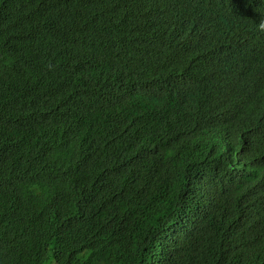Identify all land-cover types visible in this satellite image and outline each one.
<instances>
[{
	"label": "trees",
	"instance_id": "16d2710c",
	"mask_svg": "<svg viewBox=\"0 0 264 264\" xmlns=\"http://www.w3.org/2000/svg\"><path fill=\"white\" fill-rule=\"evenodd\" d=\"M0 264H264V0H0Z\"/></svg>",
	"mask_w": 264,
	"mask_h": 264
},
{
	"label": "clouds",
	"instance_id": "9594fccd",
	"mask_svg": "<svg viewBox=\"0 0 264 264\" xmlns=\"http://www.w3.org/2000/svg\"><path fill=\"white\" fill-rule=\"evenodd\" d=\"M202 1H203V0H202ZM218 6H220V5H218ZM220 7L223 8L224 12H225V10L227 9L226 6H220ZM233 10L235 11V8H233ZM177 14H178L177 11H176V10H173V7H169L168 10L166 11L165 17H168V18H171V19H175L176 16H177ZM160 35H163V36H161L160 38H163V37H170V36H169L170 33H169V32L166 33L165 31L162 32Z\"/></svg>",
	"mask_w": 264,
	"mask_h": 264
}]
</instances>
